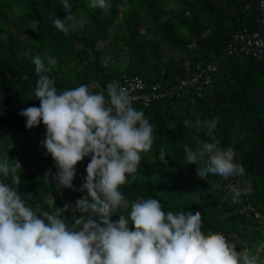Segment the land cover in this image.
I'll list each match as a JSON object with an SVG mask.
<instances>
[{
  "label": "trees",
  "instance_id": "trees-1",
  "mask_svg": "<svg viewBox=\"0 0 264 264\" xmlns=\"http://www.w3.org/2000/svg\"><path fill=\"white\" fill-rule=\"evenodd\" d=\"M260 19L257 0H0V264H35L30 235L68 264H264V47L227 52ZM123 77L161 96L105 131ZM88 150L81 201L63 179Z\"/></svg>",
  "mask_w": 264,
  "mask_h": 264
},
{
  "label": "built area",
  "instance_id": "built-area-1",
  "mask_svg": "<svg viewBox=\"0 0 264 264\" xmlns=\"http://www.w3.org/2000/svg\"><path fill=\"white\" fill-rule=\"evenodd\" d=\"M257 8L261 14V24L264 25V0H257ZM264 47V41L258 37L249 36L246 31H241L235 33L232 36L231 41L228 43L227 52L239 53L245 56H257L262 52ZM211 71L214 70L213 67H208ZM202 78L201 74L192 77V83L197 82L198 79ZM210 81V76L205 73V82ZM115 87L114 96L107 102V106L98 112L97 117L103 119L104 130H113L114 132H119L123 129V122L127 118V113L125 108L136 102H143L145 105L150 104L151 101L158 99L161 95L155 88L151 91H147L144 82L138 77H123L120 81L115 80L113 82ZM181 86H185L186 82L182 81ZM96 131V128L93 129ZM111 131V132H113ZM88 150L83 159H81V169L77 172L66 176L63 179V185L68 188V191L75 194L82 201L85 199V189L89 182V167L86 162V156L89 154ZM60 166V163H57ZM79 200V201H80ZM76 213L83 214L84 205L82 202L78 203L75 208ZM27 254H32L35 264H68L64 259L61 252L60 240H50L45 241L40 236L33 237L29 236L27 242ZM75 257L79 259V262H84L85 258L81 256L80 252L76 249L72 250ZM23 264H27L25 260Z\"/></svg>",
  "mask_w": 264,
  "mask_h": 264
},
{
  "label": "rangeland",
  "instance_id": "rangeland-1",
  "mask_svg": "<svg viewBox=\"0 0 264 264\" xmlns=\"http://www.w3.org/2000/svg\"><path fill=\"white\" fill-rule=\"evenodd\" d=\"M69 140H70V142H73L74 141V138L73 137H70ZM27 228H28V224L26 223L25 226H24V228L22 229V231L19 233L20 239L24 235V233L26 232Z\"/></svg>",
  "mask_w": 264,
  "mask_h": 264
}]
</instances>
